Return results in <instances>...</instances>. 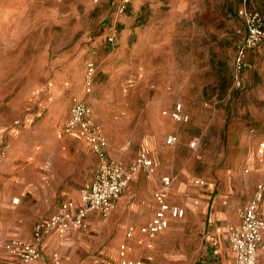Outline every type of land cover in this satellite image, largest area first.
<instances>
[{"label": "rangeland", "instance_id": "rangeland-1", "mask_svg": "<svg viewBox=\"0 0 264 264\" xmlns=\"http://www.w3.org/2000/svg\"><path fill=\"white\" fill-rule=\"evenodd\" d=\"M117 1L0 0V125L13 123L11 117L19 110L16 108L19 88L23 91L29 78L49 85L58 70L68 76L71 67L76 66L81 48L96 35L104 34L116 21L118 31L122 30L126 39L124 88L130 103L134 101L136 105L133 98L138 93L142 94L138 104L143 98L146 102L158 91L159 77L173 73L176 79L185 76L191 79L187 86L176 82L167 83L166 87L171 88L167 92L172 94H180L187 88L186 100L191 104L188 108L192 113L188 111L187 121H163L155 131L149 132L140 131L138 114L126 116L120 121L125 130L110 132V154L120 152L123 157L118 159L128 162L142 146L150 154V139L169 145L170 156L157 162L164 171L159 173L158 185L162 175L188 172L192 176H208L203 186L214 181L220 187L222 179L228 178L225 175H231L234 169L248 173L247 162L235 159L239 153L235 143L241 128L244 140H251L255 149L264 135V99H254L253 94V90L263 91L264 83L248 84V79L258 74L264 77V58H248L250 65L241 73L244 81L237 86L233 78L234 60L243 24L235 10L240 0H127L125 12L114 17L112 12ZM174 35L180 45L175 63L169 59L168 48ZM184 44L186 49L181 48ZM44 47L49 48L47 68L41 66L42 58L39 59L45 52ZM258 52L251 49L248 54L251 57ZM31 56L33 65L28 67L26 59ZM55 60L60 62L59 66L53 63ZM67 80L70 82L69 76ZM64 89L72 91L67 82ZM46 102L49 101H43L46 106L31 124L22 125L14 133L13 140L20 150L24 151L28 143L57 140L59 130L49 125L47 115L51 103ZM144 121L149 128L150 117L145 116ZM169 133L178 136L176 143H165ZM7 135L2 144L6 145L8 155L12 143ZM68 137H64L65 142L69 141V147L62 154L65 160L58 167L76 175L79 190L92 178L97 157L83 139ZM192 139L197 141L196 146L189 145ZM155 172L154 167L150 173ZM262 177L261 171L257 180ZM214 226L213 221L205 222L201 218L194 227L170 235L163 234L167 227L154 236L159 238L157 251L150 253L157 264H201L207 235Z\"/></svg>", "mask_w": 264, "mask_h": 264}, {"label": "crops", "instance_id": "crops-1", "mask_svg": "<svg viewBox=\"0 0 264 264\" xmlns=\"http://www.w3.org/2000/svg\"><path fill=\"white\" fill-rule=\"evenodd\" d=\"M255 4L261 8L264 19V0H257ZM107 31L108 28L104 34L96 35L87 45L80 47L81 51L76 58V66L71 67L73 69L68 72L70 82L63 70L56 72L49 85L42 81L35 82L29 78L31 80L28 79L25 82L28 86H25L23 91L19 88L20 95L16 97L18 98L16 108L19 110L11 117L13 123L10 126L0 125V145H3L2 140L7 133L12 143L8 155L6 154L0 162V264H16L17 261L16 257L5 249L6 239L17 237L32 240L35 223L55 212L62 201L72 199L79 203L80 188L79 190L76 188V175H70L61 170L58 165L60 161L65 160L62 155L63 150L69 147V141L65 142L64 137L73 136L87 142L84 138L75 134L64 135L57 137V140L54 141L28 143L24 151L17 148L16 140H13L14 133L22 125L31 124L34 116L42 112L45 105L43 101H49L46 102L47 105L51 103L47 117L49 125L53 126L51 129L58 131L69 115L74 94H80L91 107L94 119L103 127L107 138L108 155L115 156L114 158L117 159L123 156L120 152L115 151L113 156L110 154L108 138L111 139L110 132L112 131L125 130L120 122L122 118L134 113L138 114L141 117L138 121L140 131L149 132L155 131L161 122L173 119L168 114H163L162 110L171 109L176 102L182 101L183 110L188 116V111L192 113L188 108L191 104L186 100L187 88L184 87L180 94H172L170 91L167 92L171 88L166 87L167 83L170 85L176 82L187 86L191 83V79L187 76L176 79V75L173 73L168 77L161 76L157 80L160 93L156 90L152 97L146 102L143 98L140 104L138 103L142 94L138 93L139 96L133 98L136 100V105L134 101L130 103L124 88L125 57L123 54L126 39L120 30L114 43L109 44L105 41ZM172 32L175 34L177 30ZM241 35L243 36V33ZM171 41L168 45L169 59L175 63L177 48H180V45L175 42V35ZM181 48L186 49V44ZM48 49L44 47L45 52L39 57V59L42 58L41 66L43 68L48 67ZM251 49L259 51L258 54L250 57L248 51ZM257 56L264 58V40L257 46L246 50L245 57L248 61ZM32 57L26 59L28 67L33 65ZM89 60L96 63V69L93 74L92 89L85 93L81 84L84 81L86 63ZM53 63L60 65L58 60ZM173 67L175 71V64ZM44 72L47 74L46 70ZM66 82L72 91L66 92L64 89ZM256 82L264 83V77L258 74L252 79H248V84ZM22 92H24L23 97L21 96ZM253 92L254 99H264V90L258 92L253 90ZM222 95L224 94L222 93ZM132 108H135L136 112H133ZM145 116L150 117L149 128L145 127ZM243 133L244 129L241 128L235 143L239 151L235 159L247 162V167H250L248 173L238 172L234 169L231 175H225L228 178L222 179L220 187H216L214 181L209 182L210 184L207 186H203L205 183L194 182V184L191 179L193 178L194 181L199 175L192 176L188 172L176 173L173 176L166 174L171 177V184L165 191V198L170 204L183 207L184 214L181 217H170L168 228L166 227L167 230L163 234L170 235L194 227L201 218L205 222L213 221L215 224L210 234L207 235L205 253L200 259L201 264H234V253L227 237H225L226 229L229 224L239 222L237 208L251 198L258 181L257 178L264 170V148L259 146V142L264 141V135L255 149L251 140H244ZM176 137L174 143L178 141V136L176 135ZM150 141L153 150L151 149L150 154L146 150L156 172L148 175L142 169L134 172L121 195L115 199L107 218L103 219L99 211L91 210L86 215V227L73 229L64 235H59L55 231L45 234L39 243L40 256L34 264H55L52 260L53 252L60 256L58 264H105V261L109 259L117 260L119 258L118 251L121 242L126 244L125 250L128 257L142 259L144 264H157L154 261L153 253L150 252L157 251V239L159 238L146 237L139 231V227L145 224L153 214L156 205L153 193L158 186L159 173H164L157 162L163 157H169L167 152L171 151V148L169 145H162L154 138ZM50 148L53 149V152ZM168 148L169 150H167ZM47 154L50 155L46 156ZM130 161L122 162L127 165ZM205 177L208 176L204 174L199 178L206 180ZM14 197L18 198L17 202L12 201ZM259 207L264 209V196ZM128 229L132 231V235L129 237L125 235ZM134 245H138L136 249L133 248ZM148 255L152 256L150 261L147 260ZM257 264H264V234L258 248Z\"/></svg>", "mask_w": 264, "mask_h": 264}, {"label": "built area", "instance_id": "built-area-1", "mask_svg": "<svg viewBox=\"0 0 264 264\" xmlns=\"http://www.w3.org/2000/svg\"><path fill=\"white\" fill-rule=\"evenodd\" d=\"M257 0H240L236 8V14L243 24V36L236 47L234 60L233 78L237 86L243 80L241 73L250 65L245 57L246 50L257 46L264 40V19L261 8L255 3ZM127 0H118L113 8L114 17H118L125 12ZM118 29L116 21H113L105 35V41L114 43ZM96 63L87 61L84 75L83 91L90 92L93 84V74ZM163 114H168L177 121H187L189 116L183 110L181 102H176L171 109H163ZM75 134L84 138L93 153L97 157V166L91 180L82 184L79 190V203L72 199H66L60 203L57 210L45 219L35 223L32 231L33 239L26 240L12 237L4 242V247L13 254L16 264H34L40 256L39 243L43 236L55 231L59 235L87 226L86 215L91 210H97L103 217L107 218L115 199H117L125 186L128 184L131 175L139 169L150 173L154 170L153 162L145 147H140L136 155L126 165L121 160L111 157L107 152V138L103 127L98 123L93 115L89 104L81 95L72 98L69 115L62 127L58 131V137ZM177 137L169 134L165 142L172 144ZM196 141H190V146H195ZM259 146L264 148V141L259 142ZM64 147V146H63ZM6 145H0V162L6 156ZM195 183L204 184L203 178H195ZM171 184L169 175H162L160 184L155 189L153 196L155 208L150 219L139 227V231L146 237H154L159 231L169 225L170 217H181L184 208L177 204H170L165 198V191ZM264 196V170L263 177L257 181L255 190L251 198L237 208L239 216L238 223H231L227 226L226 237L234 253V264H257L258 248L264 234V209L259 207V203ZM13 202L18 198L14 197ZM127 237L132 235L131 229L125 232ZM126 244L119 245L117 260H107L105 264H144L142 259L130 258L126 255ZM152 259L151 255L147 260ZM52 260L55 264L60 262L58 253H52Z\"/></svg>", "mask_w": 264, "mask_h": 264}, {"label": "trees", "instance_id": "trees-1", "mask_svg": "<svg viewBox=\"0 0 264 264\" xmlns=\"http://www.w3.org/2000/svg\"><path fill=\"white\" fill-rule=\"evenodd\" d=\"M131 1H132V0H130L129 2H131ZM129 2H128V3H129ZM239 3H240V2H239ZM238 5H239V4H238ZM238 5H237V6H238ZM236 8H237V7H236ZM235 11H236V10H235ZM236 15H237V14H236ZM240 20H241V19H240ZM6 153H7V151H6ZM3 159H4V158H3Z\"/></svg>", "mask_w": 264, "mask_h": 264}]
</instances>
